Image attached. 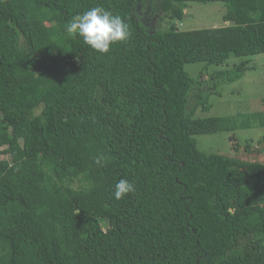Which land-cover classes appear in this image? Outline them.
Listing matches in <instances>:
<instances>
[{
	"label": "trees",
	"instance_id": "16d2710c",
	"mask_svg": "<svg viewBox=\"0 0 264 264\" xmlns=\"http://www.w3.org/2000/svg\"><path fill=\"white\" fill-rule=\"evenodd\" d=\"M191 2L225 25L181 30ZM93 7L129 25L107 53L66 30ZM261 54L264 0H0V264H264V159L238 137L264 100L198 116ZM220 133L231 155L198 147Z\"/></svg>",
	"mask_w": 264,
	"mask_h": 264
},
{
	"label": "rangeland",
	"instance_id": "374dc122",
	"mask_svg": "<svg viewBox=\"0 0 264 264\" xmlns=\"http://www.w3.org/2000/svg\"><path fill=\"white\" fill-rule=\"evenodd\" d=\"M225 12L226 8L221 2H210L207 4L191 2L186 9L184 21L179 23L180 29L202 30L224 26L223 16ZM162 15L158 13L145 16L140 13L142 23L151 30H156L163 25L160 20ZM252 58L253 69L249 70L241 80L230 83L225 87V90L218 88L217 91L222 94V97H220L221 95H215L211 98V102L215 103L213 104L214 108L210 112L200 110L198 116L244 114L254 112L261 107V102L264 100V54ZM235 62L232 61L230 65L223 68H231ZM195 66L190 65L187 70L190 72L193 70L194 73H198L199 68ZM212 84L213 82L211 81L205 88L212 91ZM263 135V128H252L238 132L242 145H245L247 140H253L252 144L259 152L257 157L261 160L264 159V147H261L258 141ZM197 141L198 147L202 151L231 155L230 133L198 136ZM251 157L254 158V155L252 154Z\"/></svg>",
	"mask_w": 264,
	"mask_h": 264
},
{
	"label": "clouds",
	"instance_id": "9594fccd",
	"mask_svg": "<svg viewBox=\"0 0 264 264\" xmlns=\"http://www.w3.org/2000/svg\"><path fill=\"white\" fill-rule=\"evenodd\" d=\"M69 33L82 37L84 43L98 53L109 52L117 42H124L130 36L129 25L116 14L102 8L93 7L77 16L68 24ZM102 157L96 159L100 164ZM134 191L127 179H119L114 186V198L120 200Z\"/></svg>",
	"mask_w": 264,
	"mask_h": 264
}]
</instances>
